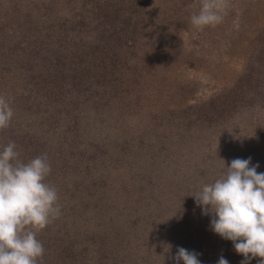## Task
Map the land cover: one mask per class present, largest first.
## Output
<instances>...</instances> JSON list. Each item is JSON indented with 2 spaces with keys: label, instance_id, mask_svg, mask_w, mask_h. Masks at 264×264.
Here are the masks:
<instances>
[{
  "label": "rangeland",
  "instance_id": "374dc122",
  "mask_svg": "<svg viewBox=\"0 0 264 264\" xmlns=\"http://www.w3.org/2000/svg\"><path fill=\"white\" fill-rule=\"evenodd\" d=\"M229 3L201 31L193 0H0V151L46 153L61 206L38 264L244 259L192 196L236 158L264 173V0Z\"/></svg>",
  "mask_w": 264,
  "mask_h": 264
},
{
  "label": "clouds",
  "instance_id": "9594fccd",
  "mask_svg": "<svg viewBox=\"0 0 264 264\" xmlns=\"http://www.w3.org/2000/svg\"><path fill=\"white\" fill-rule=\"evenodd\" d=\"M196 5L199 10L190 16V24L202 31L222 23L230 3L193 0ZM13 115L10 100L0 95V130L10 126ZM250 164L251 157L233 159L222 175L192 196L202 214H212L211 230L232 241L244 257L240 264L253 258L264 264V173L257 172L259 164ZM51 170L46 153L25 161L11 141L0 151V264H38L42 259L37 234L62 214L58 191L46 182ZM198 256L178 248L174 259L177 264H201ZM217 264L229 262L221 256Z\"/></svg>",
  "mask_w": 264,
  "mask_h": 264
},
{
  "label": "trees",
  "instance_id": "16d2710c",
  "mask_svg": "<svg viewBox=\"0 0 264 264\" xmlns=\"http://www.w3.org/2000/svg\"><path fill=\"white\" fill-rule=\"evenodd\" d=\"M13 36H14V34L8 35V36H4V32L3 33L2 32L0 33V57H3L4 56V57H6L5 59H7V60H9L10 57H11L10 56L11 54L9 56L7 54L13 52V50H12V47L13 46L16 47L14 49V51L16 49L19 51V49H20V45L13 44V42H11L10 39H12ZM7 136H8V138H10L11 137L10 133L9 134L7 133ZM2 137H3V130H0V138H2ZM22 159H24V157ZM59 257H60L59 258V264H65V261L63 260L65 258L63 256L62 257L59 256ZM41 263L42 264H47V261H41ZM50 264H55V262L53 260H50Z\"/></svg>",
  "mask_w": 264,
  "mask_h": 264
}]
</instances>
